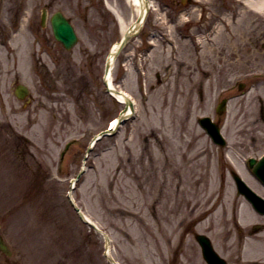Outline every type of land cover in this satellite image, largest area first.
I'll return each instance as SVG.
<instances>
[{
  "label": "rangeland",
  "instance_id": "374dc122",
  "mask_svg": "<svg viewBox=\"0 0 264 264\" xmlns=\"http://www.w3.org/2000/svg\"><path fill=\"white\" fill-rule=\"evenodd\" d=\"M162 1L154 0L114 61L113 84L134 111L102 134L84 162L93 135L123 108L105 92L102 74L133 8L126 0H0V229L12 248L7 264H106L101 236L77 219L64 196L81 167L71 193L109 234L119 264H205L195 250L188 253L191 224L207 231L216 248L225 245L230 261L243 242L241 262L264 264L256 244L264 240V217L236 193L230 175L233 169L248 177L245 158L264 149V12L243 0H206L217 16L208 34L207 22L196 24V10L164 14ZM44 3L72 19L79 40L70 50L41 49L48 43L38 24ZM237 80L246 82L243 93ZM19 82L29 87V101L14 94ZM228 94L218 116L227 143L218 146L197 117L215 116L216 102ZM189 145L201 179L187 193L177 187L187 180L180 165ZM152 163L168 171L162 192L171 206L159 214L167 218L161 235L146 239L137 218L151 221L153 230L157 210L140 212L130 196L140 185L148 195L159 192L149 183ZM212 188L213 199L220 195L216 205L207 196ZM255 222L262 225L252 230Z\"/></svg>",
  "mask_w": 264,
  "mask_h": 264
},
{
  "label": "bare ground",
  "instance_id": "6f19581e",
  "mask_svg": "<svg viewBox=\"0 0 264 264\" xmlns=\"http://www.w3.org/2000/svg\"><path fill=\"white\" fill-rule=\"evenodd\" d=\"M126 1L133 8L134 14L136 16H137L142 4H144L145 1H148L150 6L154 5L153 0H126ZM244 3L248 6L253 7L255 10H261L264 12V0H244ZM123 28H124V26H123V24H121V30H123ZM116 45H117V42L113 43L110 50L108 51L109 52L108 61H110V63H109L110 68H109V73L106 76V79H107L109 86H112V87H115L113 84V80H112V73H113L114 61H115L113 58V50H114ZM113 94H115V93L113 92ZM115 95L117 96V98L119 100L124 99L123 94H115ZM132 112L130 111V107L127 106V111H126V113H124V116L123 115L121 116V119L123 117H125V114H127V116H128V114H130ZM117 126H118V124L115 126V128ZM190 146L191 145H189L188 149L185 148V151H187V158L185 160L187 164L184 165L185 163H182L180 165L181 172L183 174H187V180L182 178L183 182L181 183L179 188L177 187V190H181L182 192H187V193H190L191 191L195 192L196 190H198L199 186L193 187L191 185V182L196 183L197 181L199 182V180L201 179L200 175H196V173H197L196 168L201 165V161H199L198 159H195V154H194L195 152H191ZM169 154H171L170 151L164 152V154H163L165 163L169 159L171 160L170 156L172 154L171 155H169ZM174 163H177V162H174ZM167 178H168V171L165 170V167H163L160 163L157 165L152 163V172H151V177H150L152 182L149 181V183L151 185H159V192L158 193L151 192V193H154V196H151V193H150V195H148L142 189L141 185H140V187H141L140 190L134 189L135 191L131 192L130 199H132V201H133V203H132L133 208H137L141 212L145 207L154 206V208L157 210L156 213H158L157 216H154L152 218V221L157 222L156 228H154L153 230H151L150 225H149L151 221L149 222V220H146L145 217H143L142 219H140V217L137 218L138 222H141L144 224L142 227L141 226H138V227L142 228L146 231L145 233L142 234L143 237L145 235L146 239L147 238L151 239L152 235L160 236L161 235L160 232L164 231V228H165L164 222L166 221L167 218H165L164 215H162V217H160L159 214H162V212H163L162 209H165V208H168L171 206L170 201L164 197V193L162 192L164 190L163 188L166 186ZM171 182H172V180L170 179L169 184ZM214 190L215 189L212 188L211 194H209V195L207 194V196L209 199V203L211 202V203L216 205V204H218L220 195H218V197H217L218 199L216 197H214V199H213ZM167 212H169V211H167ZM148 225H149V227H148ZM256 244L259 245V247L261 248V250L264 253V240L257 241Z\"/></svg>",
  "mask_w": 264,
  "mask_h": 264
},
{
  "label": "water",
  "instance_id": "95a60500",
  "mask_svg": "<svg viewBox=\"0 0 264 264\" xmlns=\"http://www.w3.org/2000/svg\"><path fill=\"white\" fill-rule=\"evenodd\" d=\"M139 19H140V16L138 17V20ZM52 23L54 26L55 36L58 39H60L66 47H70L76 41V36L72 30V27L68 23V21L60 13H57V14L53 15ZM131 28H132V26H130V28L125 32L124 39L121 42V46L123 44H125V42L127 41L128 37L130 35V29ZM106 68H107V65H106ZM19 88H21L22 90H19ZM26 91H27L26 87L19 86L18 89L16 90V93L19 96H23ZM128 103H130V102H128ZM203 120H204V122H203L204 125L214 135L215 140L223 143V139L221 138V136L217 132V126L215 124L211 123L209 118H203L202 121ZM263 164H264V158H262L259 162H257L256 168H259ZM235 178L239 184V189H241L240 185H244L243 182L236 175H235ZM79 213H80L81 217H83L80 211H79ZM105 238H106V242H107L108 237L105 236ZM202 244H203L204 255L211 264H224L222 261H220L219 258L216 257L217 255L212 250V248H211V246L207 240L202 239ZM0 248L2 250H4L5 252L9 253V250H8L6 244L3 242V239L1 236H0Z\"/></svg>",
  "mask_w": 264,
  "mask_h": 264
},
{
  "label": "flooded vegetation",
  "instance_id": "af4514ba",
  "mask_svg": "<svg viewBox=\"0 0 264 264\" xmlns=\"http://www.w3.org/2000/svg\"><path fill=\"white\" fill-rule=\"evenodd\" d=\"M194 1L197 2V8L196 9H199V15L201 16L202 13H206V15H208L209 9H210L211 6L209 4H205V3L200 2L199 0H163L162 2H163V7H164L165 11L168 10V11L174 12V11H179L182 8H187ZM210 2H212V1H210ZM214 2H216V0H214ZM190 10L191 9H189V11H187V12H190ZM208 21L209 20L206 19V22H208ZM204 28L208 29L209 26L208 25H204L203 29ZM256 187H257L256 190L258 191V193L264 196V185H261V183H260ZM193 229L194 228H193V224H192L191 234H192ZM193 243L194 244L190 245V247L194 248L195 254L196 253L199 254V246H198L197 242L195 241V239L193 240ZM219 251L224 256L228 252L227 247L225 245L221 246L219 248ZM237 254L234 256V260H232V261L235 264H242L241 261H240V256L237 257Z\"/></svg>",
  "mask_w": 264,
  "mask_h": 264
}]
</instances>
